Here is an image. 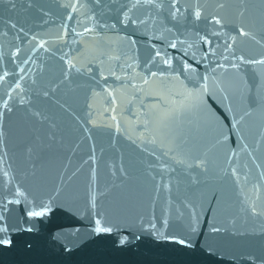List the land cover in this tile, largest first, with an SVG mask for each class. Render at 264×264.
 I'll return each mask as SVG.
<instances>
[{"label": "water", "instance_id": "water-1", "mask_svg": "<svg viewBox=\"0 0 264 264\" xmlns=\"http://www.w3.org/2000/svg\"><path fill=\"white\" fill-rule=\"evenodd\" d=\"M161 2L160 10L128 13L144 24L125 25L132 0H0V215L11 225L25 198L54 197L33 231L0 251V264H194L178 245L139 228L141 218L157 228L167 218V234L185 235L193 212V241L219 251L195 264L264 257L256 234L264 215L249 214L253 204L264 213V64L238 59H264V3L178 0L172 19L171 0ZM213 15L223 27L208 22ZM241 27L250 35L239 36ZM157 51L174 68L187 61L194 77L208 75V94L197 100L200 83L152 62ZM35 111L47 117L43 124L31 118ZM101 217L118 226L111 236L91 232ZM213 224L228 232L211 234Z\"/></svg>", "mask_w": 264, "mask_h": 264}, {"label": "snow or ice", "instance_id": "snow-or-ice-1", "mask_svg": "<svg viewBox=\"0 0 264 264\" xmlns=\"http://www.w3.org/2000/svg\"><path fill=\"white\" fill-rule=\"evenodd\" d=\"M262 3H264V0H262ZM138 7H144V8H149V9H155V10H160L165 7V5L161 2V0H132L131 7L128 9V11L123 13L124 19L121 21V23L127 25L129 22H131L133 25L137 24H144V20L136 21L132 20L131 17L128 15L129 12H131L133 9H136ZM169 8V15L172 17V19L177 18V13L179 12L178 8V0H171V3L167 5ZM225 7L224 3H217L216 8L217 9H223ZM241 15H243V12H241ZM193 16L194 19L199 21L202 16V10L201 6L197 5L196 8L193 10ZM210 24H214L217 26L223 27V21L220 17L213 15L211 19L208 21ZM85 31H91L89 28H85ZM168 31H171V29H168ZM239 36L244 37V36H249L250 33L245 30L244 27L239 28ZM214 35H218L219 33H213ZM203 39V37H202ZM235 41V38H233V42ZM180 43H183L182 41ZM43 47V44L40 45ZM169 46L173 49L177 47V42L172 41L170 42ZM232 45L228 44L226 45L225 50H231ZM185 54H187V50H185ZM15 55V54H14ZM207 53L202 57L203 59H207ZM212 55H216L215 51L212 52ZM159 58L162 60L163 65L169 69L172 70L174 73H176L177 78L180 75H186L189 80H194L198 81L200 83V88L198 90L199 94L196 95L193 92H189V96L196 95V99L200 100V97L202 95H207L208 94V80L209 77L208 75L204 76H193L192 74L196 73V69L187 61L183 62L181 68H174L173 67V60L171 58H168L166 54H162L161 52L157 51L155 52V55L152 57V62H155V60ZM225 60L228 59L227 56L224 57ZM240 60L241 64L244 63H250L253 65L256 64H264V59H254L251 61H245L244 57L241 56L238 58ZM201 63V61H197V64ZM75 65L70 64V68H74ZM218 67H223L222 64H219ZM233 69H239V65L236 63L232 64ZM77 72H79V69H76ZM215 71V69H213ZM152 77L157 76V72L152 71L151 73ZM7 75V73H5ZM163 75V73H161ZM2 79V77H0ZM119 79V77H117ZM143 83L147 85L149 83L148 79H144ZM135 87V85H132ZM17 87H19V84H17ZM193 88H196V83H193ZM52 91H55V88L52 89ZM10 96L11 93H8ZM45 97L49 95V93L46 91L43 93ZM25 101L23 99L20 100V105L23 106ZM3 108L7 112H11L12 108L9 107V102L8 100L3 101ZM31 118L36 121L37 123L43 124L46 120L47 117L44 116L43 113L39 111L31 112L30 113ZM3 118V113H0V119ZM237 124L239 121L236 122ZM3 136L4 133L0 132V143H3ZM49 139H54V137L49 136ZM32 147L29 146L27 148V151L29 153L32 152ZM90 159L95 162V156L93 155L90 157ZM202 163V162H201ZM196 167H200V164H196ZM95 171V170H93ZM5 176L8 175L7 172L4 173ZM233 175L235 176V170L233 171ZM15 195L17 197H22L24 194L17 189ZM21 201L19 199L12 201L8 200V204L16 203L19 204ZM53 202H54V197H49L48 200H28L25 198V208L23 210V215L20 216L14 223L11 225L9 224L8 217L5 215H0V251H6V250H11L14 247L17 246V244L20 242V235L21 233L27 232L31 233L33 231V223L39 219L46 218L49 213L52 212L53 210ZM251 216L256 217L260 215H264V213H260L257 211L255 204H253L250 208V213ZM98 215V214H97ZM168 219L165 218L162 221V228H157V224L155 222H149L147 226H145L143 219L141 218L139 228L140 231L146 232L149 235H151L155 240L157 241H163L167 242L173 245H178L182 251H184L187 255L191 256L194 258V264H195V258L197 257H202L205 260H212L213 258L217 257L219 255V251L216 248H213L211 246H202L198 245L193 241V235L197 233L198 227H197V218L195 215V212L192 213V218L191 221L187 224L186 226V234L185 235H170L167 234V227H168ZM233 224L235 223L234 221L232 222ZM27 225V226H25ZM118 230V226L111 223L106 217H101V218H96L93 221V227L91 228V232L94 235L97 236H111L114 231ZM211 234H220L223 232H228V229H222L221 227L216 226L215 224L212 225L210 229ZM231 235H245L246 233L244 232H236L233 231L230 233ZM257 235L264 236V229L261 230V232L256 233ZM137 239H139V236H137ZM26 244L30 247V243L28 241H25ZM115 243L123 247L128 243V238L127 236H124L123 238H119L118 240L115 241ZM249 264H264V257L258 258L253 255H249L245 257ZM219 264V262H218Z\"/></svg>", "mask_w": 264, "mask_h": 264}]
</instances>
